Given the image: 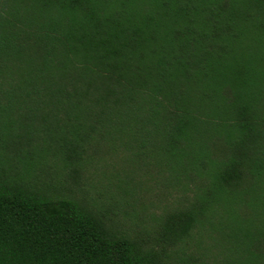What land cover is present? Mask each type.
I'll use <instances>...</instances> for the list:
<instances>
[{"label": "trees", "instance_id": "obj_1", "mask_svg": "<svg viewBox=\"0 0 264 264\" xmlns=\"http://www.w3.org/2000/svg\"><path fill=\"white\" fill-rule=\"evenodd\" d=\"M0 264H264V0H0Z\"/></svg>", "mask_w": 264, "mask_h": 264}, {"label": "rangeland", "instance_id": "obj_2", "mask_svg": "<svg viewBox=\"0 0 264 264\" xmlns=\"http://www.w3.org/2000/svg\"><path fill=\"white\" fill-rule=\"evenodd\" d=\"M117 157L118 158H116L115 161H117L119 165L116 167L114 163L108 165L109 167L106 168L107 172H105L106 174L103 177L102 185H100L99 188L104 192V196L107 198L114 196L127 200L128 204L123 205L127 210L126 212L129 214H138L140 218H142L138 220L133 216L132 221L136 220L137 223L145 225L149 221L150 213L159 211L160 208L171 205L179 195L173 188L167 192L166 196L160 195L163 192V186L162 184H159L157 180L158 176L156 173L159 171L156 168H153L151 163L146 164L140 162L141 164H138L143 168L140 173L143 177L142 179H139V177L131 176V173L129 172L130 169L127 166L128 161H125L126 158L120 155ZM108 159L112 160V158ZM153 174L154 179L151 178ZM160 177L163 176L160 174L159 178ZM120 187L128 189V192L124 193L121 191ZM94 194L96 195L97 192ZM132 221L128 220L130 223H133ZM124 228L127 229L129 227L125 225Z\"/></svg>", "mask_w": 264, "mask_h": 264}]
</instances>
